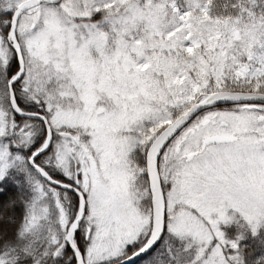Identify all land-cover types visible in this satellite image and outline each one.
<instances>
[{
  "label": "snow or ice",
  "instance_id": "obj_1",
  "mask_svg": "<svg viewBox=\"0 0 264 264\" xmlns=\"http://www.w3.org/2000/svg\"><path fill=\"white\" fill-rule=\"evenodd\" d=\"M261 2L0 0V178L33 193L0 264H243L218 224L264 218Z\"/></svg>",
  "mask_w": 264,
  "mask_h": 264
},
{
  "label": "trees",
  "instance_id": "obj_2",
  "mask_svg": "<svg viewBox=\"0 0 264 264\" xmlns=\"http://www.w3.org/2000/svg\"><path fill=\"white\" fill-rule=\"evenodd\" d=\"M223 3L224 0H218ZM257 12H264V2L258 4ZM32 189L24 171L12 169L8 175L0 179V211L10 218L8 222V233L5 238L11 239L14 230L19 224L25 212V203L32 197ZM9 205L5 209V205ZM4 222L0 221V231L3 230ZM228 233L241 234L237 240V251L242 257L243 264H264V228L258 227L252 232L242 222L234 223ZM3 240H0L2 243ZM74 257L67 245L62 254L55 258L41 257L40 264H73Z\"/></svg>",
  "mask_w": 264,
  "mask_h": 264
},
{
  "label": "rangeland",
  "instance_id": "obj_3",
  "mask_svg": "<svg viewBox=\"0 0 264 264\" xmlns=\"http://www.w3.org/2000/svg\"><path fill=\"white\" fill-rule=\"evenodd\" d=\"M178 4L179 3H182L183 0H177ZM1 179V178H0ZM225 214L227 216L230 217V219L228 220L227 223H224V222H221L218 224V227L220 228V230L223 232L224 234V237H225V240L228 241V240H237L236 238L240 237L241 234H233L232 233V237L230 236V233H228V229L234 224V223H239V222H242L243 225H246L251 231V227L249 226L248 222L242 217V215L240 214L239 211L231 208V207H228L225 209ZM214 215V214H213ZM263 227L264 228V218H260L258 223H257V227ZM253 232V231H252ZM236 244H237V241H236ZM229 251H237V249L233 250L229 247Z\"/></svg>",
  "mask_w": 264,
  "mask_h": 264
},
{
  "label": "water",
  "instance_id": "obj_4",
  "mask_svg": "<svg viewBox=\"0 0 264 264\" xmlns=\"http://www.w3.org/2000/svg\"><path fill=\"white\" fill-rule=\"evenodd\" d=\"M69 247V249L71 250V247L69 245H67Z\"/></svg>",
  "mask_w": 264,
  "mask_h": 264
}]
</instances>
